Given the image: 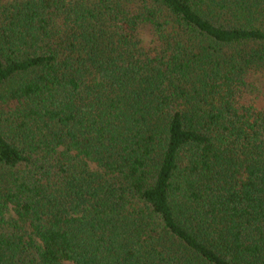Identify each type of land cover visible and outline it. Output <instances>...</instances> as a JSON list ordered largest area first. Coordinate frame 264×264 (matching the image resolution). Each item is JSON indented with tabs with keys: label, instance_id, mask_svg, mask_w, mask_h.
I'll return each instance as SVG.
<instances>
[{
	"label": "trees",
	"instance_id": "1",
	"mask_svg": "<svg viewBox=\"0 0 264 264\" xmlns=\"http://www.w3.org/2000/svg\"><path fill=\"white\" fill-rule=\"evenodd\" d=\"M264 264V0H0V264Z\"/></svg>",
	"mask_w": 264,
	"mask_h": 264
},
{
	"label": "rangeland",
	"instance_id": "2",
	"mask_svg": "<svg viewBox=\"0 0 264 264\" xmlns=\"http://www.w3.org/2000/svg\"><path fill=\"white\" fill-rule=\"evenodd\" d=\"M66 264H71V263L67 262Z\"/></svg>",
	"mask_w": 264,
	"mask_h": 264
}]
</instances>
